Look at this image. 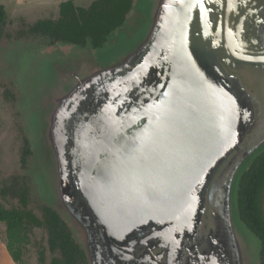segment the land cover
Instances as JSON below:
<instances>
[{"label":"water","instance_id":"obj_1","mask_svg":"<svg viewBox=\"0 0 264 264\" xmlns=\"http://www.w3.org/2000/svg\"><path fill=\"white\" fill-rule=\"evenodd\" d=\"M217 1L138 0L135 22L101 46L61 42L24 56L32 172L47 205L71 204L77 194L114 243L165 230L163 238L180 246L196 233L207 190L254 114L217 54L264 64V50L240 38L214 47L210 12ZM221 2L223 24L231 26L236 4ZM126 80L133 81L115 94ZM263 150L264 142L245 154L228 194L241 264L260 263L262 240L241 218L238 193ZM223 236L192 264H234Z\"/></svg>","mask_w":264,"mask_h":264},{"label":"flooded vegetation","instance_id":"obj_2","mask_svg":"<svg viewBox=\"0 0 264 264\" xmlns=\"http://www.w3.org/2000/svg\"><path fill=\"white\" fill-rule=\"evenodd\" d=\"M234 2L236 10L231 17V26L223 24L225 18L221 0L217 1L214 10L210 12L214 47L221 49L224 41L227 43L233 36L236 40L239 38L244 40L251 47L264 50V0H234ZM217 58L226 72L235 77L250 96L254 109L253 119L243 141L222 164L207 190V194L212 188L218 190L221 184L217 182L219 178L226 176L227 173L230 175L226 177L228 181L222 186L221 210L225 219L218 216L213 209L210 215H206V201L198 230L192 237L184 238L180 246L179 244L174 246L163 238L165 230H150L134 239L114 243L106 238L102 226L97 222L90 207L76 194L74 202L70 204L67 201H60L56 208L63 215L66 226L84 253L85 262L82 264H192L200 254L210 252L212 239L220 231L224 233L223 238L228 243L232 261L234 264H241V252L229 221L228 194L233 175L245 154L264 142V64L236 62L233 57L222 51L218 52ZM131 82L126 80L114 93L124 89ZM103 86L106 85L101 83L102 88ZM115 94L111 93V96ZM78 122L79 119H76L74 125ZM71 137L72 143H75V134ZM249 138H257L259 142L254 145L248 144ZM72 157L73 162L78 163L76 153Z\"/></svg>","mask_w":264,"mask_h":264},{"label":"trees","instance_id":"obj_3","mask_svg":"<svg viewBox=\"0 0 264 264\" xmlns=\"http://www.w3.org/2000/svg\"><path fill=\"white\" fill-rule=\"evenodd\" d=\"M132 6L131 0H93L87 7L77 6L73 0H65L58 5L55 19H38L20 29L17 37L28 35L42 36L50 43L64 42L93 46L103 45L108 35L121 26ZM7 13L5 5L0 3V31L5 24ZM5 96L13 101L15 95L5 88ZM31 154L30 144L23 138L21 147V165L27 164ZM14 196L17 204L6 206L0 202V223L5 226V246L12 260L17 264H28L24 258L25 250L30 244V232L33 227H41L46 232L47 249L56 253L49 262L46 261L45 247L38 249L39 264H82L85 257L82 249L73 238L62 215L57 209L40 204L41 216L31 209L33 195L30 179L26 175L16 176ZM264 189V150L258 154L252 164L243 173L240 180L238 205L243 221L261 238L262 249L260 263L264 264V217L260 204V195Z\"/></svg>","mask_w":264,"mask_h":264},{"label":"rangeland","instance_id":"obj_4","mask_svg":"<svg viewBox=\"0 0 264 264\" xmlns=\"http://www.w3.org/2000/svg\"><path fill=\"white\" fill-rule=\"evenodd\" d=\"M62 1L65 0H0V3L5 5L7 13L6 22L2 25L0 31V202L6 206L17 204V199L14 196V185L17 183L16 176L26 175L29 177L32 187L33 201L30 207L38 216H41L40 204H46V201L41 193L40 185L34 182L31 165L33 159L32 152L27 159L26 166L23 167L21 165L23 138L26 137L28 139L30 150L32 144L29 139L31 137L33 139L31 129L26 123L29 103L25 101V95L20 86L21 69L23 68L22 60L28 53L53 50L60 46L61 43L51 44L49 38L42 36L28 35L17 37L16 33L20 29H27L29 24L38 19L57 18L58 5ZM91 1L73 0L77 6L83 7L88 6ZM131 1L132 6L128 15L121 26L116 28V31L114 30L111 34V38H114L119 31L126 29L127 24L135 22L139 15V10L136 7L138 0ZM131 31L133 32V29ZM64 49L69 50V46H66ZM5 88L13 91L15 95L13 101L5 96ZM258 142L257 138H249L247 141L248 144L251 143L253 145ZM226 177H230V175L227 173L226 176L219 178L217 181L219 184L221 183L218 190L216 189L217 192L214 188L208 192L206 215H210L213 209L217 212L218 216L224 218L221 205L222 186L228 181ZM57 204L49 206L57 209ZM260 204L264 217V189L260 195ZM212 219L215 220L213 217ZM29 235L30 244L25 250L24 258L28 264H39L37 260L38 249L41 245L45 248L47 247L46 232L41 227H33ZM54 255L56 253L50 252L47 248L45 249L47 262ZM0 264H17L12 260L6 249L5 226L3 223H0Z\"/></svg>","mask_w":264,"mask_h":264}]
</instances>
